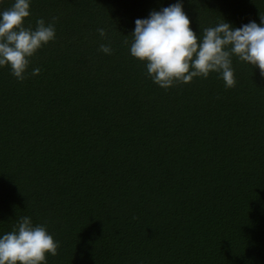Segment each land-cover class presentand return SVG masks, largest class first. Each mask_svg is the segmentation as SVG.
Wrapping results in <instances>:
<instances>
[{
	"label": "trees",
	"instance_id": "obj_1",
	"mask_svg": "<svg viewBox=\"0 0 264 264\" xmlns=\"http://www.w3.org/2000/svg\"><path fill=\"white\" fill-rule=\"evenodd\" d=\"M175 2L32 0L25 25L56 17V39L38 76L0 67V234L46 224L47 264H264V76L234 57L232 88L212 73L165 90L129 55L134 21ZM183 7L197 35L264 15V0Z\"/></svg>",
	"mask_w": 264,
	"mask_h": 264
},
{
	"label": "clouds",
	"instance_id": "obj_2",
	"mask_svg": "<svg viewBox=\"0 0 264 264\" xmlns=\"http://www.w3.org/2000/svg\"><path fill=\"white\" fill-rule=\"evenodd\" d=\"M31 3L12 0L10 7L0 9V67H7L18 82L39 75V67L29 73L31 59L56 39V17L25 25ZM259 20V24L250 20L235 27L223 19L197 35L190 28L183 0H176L151 10L146 18H137L126 36L130 41L125 43L129 55L144 64L147 77L162 89L194 78L207 79L212 73L228 89L236 84L234 57L258 68L264 76V15ZM97 33L106 38L104 28H97ZM98 50L105 55L113 53L110 42L101 43ZM58 247L46 224H34L31 217L21 216L10 231L0 234V264H47V256H55Z\"/></svg>",
	"mask_w": 264,
	"mask_h": 264
}]
</instances>
